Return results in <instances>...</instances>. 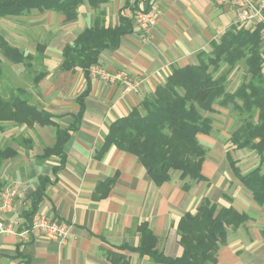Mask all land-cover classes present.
<instances>
[{"label":"crops","instance_id":"0c3cea01","mask_svg":"<svg viewBox=\"0 0 264 264\" xmlns=\"http://www.w3.org/2000/svg\"><path fill=\"white\" fill-rule=\"evenodd\" d=\"M127 1L132 5L130 0H107L100 5L98 10L103 12L106 25L117 24L118 12ZM139 6L143 10L147 6L156 9V22L149 34L133 26L131 33L121 37L118 48L100 53L97 63L108 72L125 70L132 82H138L136 90H127L123 84L94 77L90 72L87 83L81 69L60 68L63 47L93 24L95 11L89 3H81L75 20L68 23L53 10L32 9L31 18L25 22L16 18L26 14L0 17L1 22L13 28L40 30L45 35L47 43L37 42L33 50H25L24 44H17L15 39L11 42L6 35L0 37L33 60L37 57L41 74L37 81L31 79L28 101L48 112L59 128L73 126L79 111L77 97L85 89L89 91L78 126L68 130L64 166L58 171L53 168L59 166V156L42 158L44 150L56 142L55 127L38 122H0V150L13 152L0 163V189L16 181L22 191V196L13 201L9 216L22 225L34 190L41 178L48 177L38 211L71 227L62 245L42 236L23 241L14 233L0 234V264H113L106 251L121 245L137 246L141 223H147L156 236L158 251L176 257L182 251L177 223L185 213H194L203 197L249 216L242 226L229 230L226 244L217 251L216 264H264V206L258 205L251 191L239 181L227 155L238 173L245 174L264 165V151L258 154L235 145L233 151L229 150L230 136L237 127L231 129V117L226 115L228 105L214 102L212 112H202L211 120L209 132L197 134L206 150L201 167L205 180L182 177L179 171L171 170L170 179L156 185L135 155L114 145L100 154L108 127L115 119L152 96L173 68L196 64L200 52H209L213 40L237 26L230 4L216 0H140ZM262 38L264 43L263 31ZM0 53L4 57L1 50ZM12 63L21 65L18 71L24 70L22 62ZM26 69L28 76H36L33 66ZM248 150L253 153H246ZM115 175L106 196L98 197L106 190L99 189L98 184ZM121 252L131 264H158L135 252Z\"/></svg>","mask_w":264,"mask_h":264},{"label":"trees","instance_id":"16d2710c","mask_svg":"<svg viewBox=\"0 0 264 264\" xmlns=\"http://www.w3.org/2000/svg\"><path fill=\"white\" fill-rule=\"evenodd\" d=\"M107 0H0V17L28 14L36 9L40 12L53 10L64 16L65 22L75 20L78 6L87 2L95 11L92 26L80 32L71 44L62 49L60 68L71 70L79 68L89 83L90 67L97 64L103 50L116 49L122 36L131 33L132 17L140 9V0H130L119 10L117 24L106 25L104 14L98 10ZM150 5V4H149ZM127 9V10H125ZM128 11V12H127ZM129 13V14H128ZM262 25L253 28L232 26L210 44L209 52H200L196 64L173 68L163 83L158 84L152 96L144 98L139 106L132 108L126 115L115 119L108 127L100 154L111 145L135 155L145 168L149 178L156 185L170 179V171L177 170L182 177L205 180L201 167L206 150L197 139V134L208 133L211 120L203 111L212 112V104L231 103L234 110L245 114L242 122L230 136V142L237 148H249L258 154L264 151V43ZM40 47V46H39ZM40 49V48H39ZM0 50L12 62L26 61L32 56L23 54L0 37ZM242 60L246 66L244 81L234 91L225 90L226 74L220 72L221 65L233 67ZM1 75V66H0ZM38 79H36L37 81ZM88 88L77 97L79 111L74 116L72 127L65 129L51 119V115L29 103L22 90L9 91L8 97L0 93V122L51 125L55 127L56 142L46 148L42 158L51 155L60 157V164L53 170L64 166V144L69 138V129H75L82 118L84 98ZM13 154L11 150H0V163ZM228 155L233 171L239 181L248 188L258 205L264 206V165H259L245 174L238 173L234 161ZM116 175L98 184L106 188L98 197L106 196L114 183ZM48 177L40 179L39 186L32 194L30 208L23 213L24 222L20 228L30 225L31 219L39 210L44 197ZM1 188V185H0ZM1 190V189H0ZM249 216L235 208L219 206L203 197L194 213H185L177 223L178 243L182 251L179 256L169 257L156 248L157 238L147 223L138 226L139 243L135 247L118 246L107 250L108 259L113 264H131L121 251L147 256L158 264H216L217 251L226 244L229 230L242 226ZM264 243V228L261 231Z\"/></svg>","mask_w":264,"mask_h":264},{"label":"built area","instance_id":"2783aa9c","mask_svg":"<svg viewBox=\"0 0 264 264\" xmlns=\"http://www.w3.org/2000/svg\"><path fill=\"white\" fill-rule=\"evenodd\" d=\"M216 1L220 4L224 2L230 4L236 15L235 24L240 26L261 24L264 32V0ZM155 13L156 9L154 6H150L146 11L139 10L134 12L131 16L133 26L142 30L144 34H149L156 22ZM90 71L94 77L98 76L103 80L112 82L119 81L125 85V89L136 90L137 83L132 82L125 71L109 73L95 66L90 67ZM21 196V186L16 181L11 182L0 190V234L14 233L23 241L28 240L31 236H42L56 240L59 245L65 244L70 235V224L40 211L34 213L29 226L20 228L19 221L9 216V213L13 209L15 198H20Z\"/></svg>","mask_w":264,"mask_h":264},{"label":"rangeland","instance_id":"374dc122","mask_svg":"<svg viewBox=\"0 0 264 264\" xmlns=\"http://www.w3.org/2000/svg\"><path fill=\"white\" fill-rule=\"evenodd\" d=\"M132 15L133 14H131V16ZM29 18H31L30 13L26 14L22 18L21 17L16 18V20L21 21V22H25ZM7 22H10V21L7 20ZM237 26H240V25H237ZM25 29L20 30V29H17L15 27L13 28L11 26V24L0 21V35H6L8 40L11 42H13L14 39L18 40L17 44H24L23 47L25 48V50H29V49L33 50L34 49L33 47H34L35 43H37V42L38 43L39 42L47 43L46 41H44V39H46V38H44L45 35H43L42 31H40V30H37V31H35V30L30 31L29 30L28 31L27 28H25ZM220 37H218L215 40L216 41L219 40ZM209 50H211V48ZM36 58L37 57H35L34 60L32 57L29 58L28 61H26V64H28V66L27 65L25 66L26 68H32V66H33L34 71H35V75H36L33 78V76L27 75L26 71H28V70L24 66H23V68H24L23 71H18V68L21 69V67H19L21 65H14L12 62L5 59L0 53V64H1L0 66H2V68H3V74L0 76V93L3 97H5V98L8 97L9 91L14 92L15 91L14 89H17V87H19L18 90L19 89L22 90V92L25 94V97L27 99L28 98L30 99L31 96L29 97V93H28L29 85H32V80H34V82H35V80L38 78V75L41 74V71H40L41 69L37 65L38 63H37ZM31 61H34L33 65H32ZM93 66L100 68L99 66H97V64H95ZM263 70H264V65H263ZM120 71H125V70H118L115 72H120ZM89 72L91 73V71H89ZM220 72H222V73L225 72V74H226L225 75L226 76L225 90L228 92H231V91H234L235 89H237L241 85V83L244 81L245 74H246V66L242 60H239V61L235 62V65L233 67H230V68H228L227 65H221L219 70L217 71L216 75H219ZM109 73H113V72H109ZM96 77H98V76H96ZM114 83H120V82L114 81ZM136 83L138 86V82H136ZM228 106L229 107H227L228 109L226 111V115L227 114L230 115V117H231L230 126H231V129H234L235 127H237L238 124H240L242 122V119L244 118L245 114L240 113L237 110H234L231 103L228 104ZM229 131H231V130H229ZM228 148L231 151H233L235 149L233 144H231L230 142L228 144ZM245 152L250 153V154L253 153L250 150L245 151ZM226 169L228 170V167Z\"/></svg>","mask_w":264,"mask_h":264}]
</instances>
